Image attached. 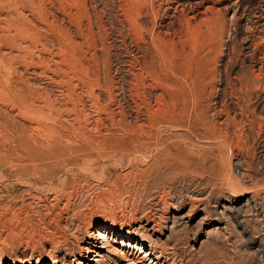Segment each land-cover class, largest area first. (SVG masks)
<instances>
[{"label":"rangeland","instance_id":"rangeland-1","mask_svg":"<svg viewBox=\"0 0 264 264\" xmlns=\"http://www.w3.org/2000/svg\"><path fill=\"white\" fill-rule=\"evenodd\" d=\"M122 1L89 0L96 9L84 25L69 13L68 5L58 4L52 12L63 32L41 26L38 40L55 56L52 62L43 59L41 67L56 77H40L25 91L27 96L41 94L43 115L28 120L12 107L2 109L11 113L0 114V260L48 264L51 258L78 256L80 241L71 233L86 237L83 228L89 219L136 231L146 217L161 224L168 209L178 210L185 200L199 197L210 213L207 224L179 226L169 238L166 229L159 233L170 263L264 264V132L259 130L264 126V71L260 86L244 87L234 101L248 103L259 117L253 133L246 129L242 137L231 136L207 159L212 147L202 148L212 144L203 145L202 138L193 135L205 131L196 117L198 102L190 99L184 106L167 95L158 101L160 93L168 92L162 78L173 76L167 62L154 53L156 62L149 66L154 81L140 72L142 52L135 46L129 15L119 8ZM207 1L212 5L214 0ZM237 5L232 35L219 43L212 63L222 74L208 77L202 102L208 112L216 104L233 107V89L222 80L225 73L247 75L264 65L261 46L257 53L247 49L264 33V0H240ZM154 6L157 18L140 9L149 32L155 20L158 28L167 16L161 0H154ZM173 47L174 59L187 64V42L177 41ZM186 147L191 149L187 155ZM229 181L253 192V202L241 212L229 203L242 195ZM224 204L229 207L224 211L228 222L217 230L214 210ZM115 264L137 263L121 259Z\"/></svg>","mask_w":264,"mask_h":264},{"label":"bare ground","instance_id":"bare-ground-1","mask_svg":"<svg viewBox=\"0 0 264 264\" xmlns=\"http://www.w3.org/2000/svg\"><path fill=\"white\" fill-rule=\"evenodd\" d=\"M161 2L164 3L166 20L158 28L155 20L153 30L150 32L142 24L140 9L146 8L144 10L147 15L156 17L159 11L154 6V0H124L119 8H122L123 12L129 15L131 27L135 31L133 34L136 37L137 45L135 46L138 51L142 52H140L141 57H137L140 72L148 77L147 80L150 78L154 81L153 77L156 76L152 75L154 69L149 68L152 66V62H156L155 58H152L154 53L167 62L173 76V79L162 78L168 92H164L165 96L164 93H160L157 98L158 101L167 95L172 101H182L184 106L188 104L186 101H190V99L193 101L192 104L198 102L200 107L199 113L196 112V117L205 131L202 134L195 132L193 135L196 138L201 137L202 141L200 140V142L203 145L206 142L212 144V146L204 145L203 148L199 146L206 150L212 147L210 149L212 153L207 156V159L212 158V156H216L214 155L215 152L222 150L223 142L228 141L231 136L242 137L246 129H249L250 134L253 133L252 129H255L254 126L259 117L252 113L248 103L243 101L240 104L239 102L234 103V101L239 100L243 95L244 87L258 88L260 86L264 65L259 69H249L247 75L231 77L225 73L224 79L220 76V79L233 89L234 95L231 94L229 97L233 107L229 109L224 104H216L211 112H208V109L202 106L209 90L208 77L211 74H216L215 77L222 74L220 71L212 69V63L219 49V43L229 39L232 35L230 31L231 21L236 16L237 12L234 8L240 0H214L212 5L207 0H161ZM215 2L219 5H216ZM58 4L60 7L68 5L69 13L78 19L79 25H84L83 22L91 18L89 17L90 11L93 16V11L96 9L95 6L89 4V0H0V114L11 113V109L9 111H2V109L12 107L17 109V115L28 118V120L29 118L40 119L43 115L44 106L40 102L41 94L36 92L33 96H27L25 87L32 83L35 84L40 77H47L53 81L56 77L55 73L50 71L51 69L44 70L41 67L43 59L52 62L55 56L50 54L47 43L43 44L38 40V36L42 32V25H51V27H56L58 31L63 32V28L59 27V20L57 21L58 17L52 12ZM179 17L182 20L180 25L177 23ZM182 40L186 41L188 45V56L186 57L188 65L174 59V53H172L173 46L177 41ZM149 42L152 46L149 45ZM170 45L171 50L165 52L164 49L169 48ZM260 46L263 50L262 57L264 59V33L258 38L252 39L247 44V49L250 53H257ZM147 60H150L149 64ZM31 76L34 79H31ZM192 91H196L198 94L187 96L185 93L190 94ZM188 123L187 131L191 132L194 127L190 120ZM250 123L251 125H249ZM259 130L264 132V126L260 125ZM190 150L186 147L185 154L187 155ZM227 183L234 188V192L235 189L240 188L239 191L242 195L233 202L229 200V203L234 206L235 210L241 212L244 206H249L253 202V192L245 191L242 186L237 184L238 182L229 181ZM228 209L229 207L224 204L221 208L214 210L217 230L226 227L228 219L226 220L224 211H228ZM168 212L169 214L161 223L163 225L158 224L151 217H146L136 227V231H131L129 227L115 226L107 221L89 219L83 228L87 234L86 237H80V234L76 232L77 229L75 234L71 233L72 237L80 241V254L65 260H60L59 257L51 258L48 264H115L121 259L134 261L137 264H171L169 261L171 254L162 244L159 233L166 229L169 231L167 237L169 238L179 226L196 223L198 227H202L209 221L210 213L208 214L205 202L199 197L196 199L189 198L180 205L178 210L168 209ZM0 264L6 263L0 260ZM36 264L44 263L37 262Z\"/></svg>","mask_w":264,"mask_h":264}]
</instances>
